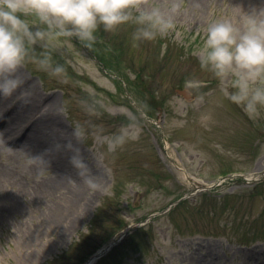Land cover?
Masks as SVG:
<instances>
[{
  "label": "rangeland",
  "instance_id": "374dc122",
  "mask_svg": "<svg viewBox=\"0 0 264 264\" xmlns=\"http://www.w3.org/2000/svg\"><path fill=\"white\" fill-rule=\"evenodd\" d=\"M150 2L170 7L173 0ZM176 2L175 28L152 41H134L138 25L129 22L111 33L101 27L90 48L55 36L29 46L21 88L0 100V264H82L128 226L122 245L97 264H264V178L250 185L223 180L225 171L264 170V108L250 118L226 95L236 90L235 78L221 81L200 62L211 24L242 27L248 14L264 12V0ZM119 47L125 62L116 57ZM45 54L65 72L41 70L37 61ZM177 88L193 99L178 96ZM25 91L40 109L55 97L56 113L44 122L61 123L60 133L50 143L40 140L30 155L20 149L36 115L26 110L23 126L10 130ZM203 115L211 119L202 122ZM133 121L139 138L110 149ZM77 126L84 132L79 143L72 135ZM69 141L95 189L69 163ZM37 155L46 163H30ZM191 180L214 186L192 195ZM181 197L185 202L160 214Z\"/></svg>",
  "mask_w": 264,
  "mask_h": 264
},
{
  "label": "clouds",
  "instance_id": "9594fccd",
  "mask_svg": "<svg viewBox=\"0 0 264 264\" xmlns=\"http://www.w3.org/2000/svg\"><path fill=\"white\" fill-rule=\"evenodd\" d=\"M178 10L176 0L170 7L154 6L150 0H0V97H10L21 88L23 81L18 72L28 58L29 46L46 45L55 36L74 37L90 48L96 43V33L101 27L111 33L129 22L138 25L133 33L134 41H152L175 28ZM200 62L202 68L210 69L221 81L234 77L236 90L226 93L228 99L242 106L250 118L259 117L260 109L264 108V12L248 14L242 27L229 21L211 24ZM37 63L41 70H50L53 76L65 72L62 65L52 66L48 54ZM187 86L193 87V84L189 82ZM28 95L27 91L22 92L21 98L26 99ZM199 102H203V96L199 97ZM210 119L209 115L201 116L202 122ZM140 131L138 125L131 122L118 137L108 142L110 149L127 140H137ZM72 135L79 143L84 132L77 126ZM64 147L72 152L69 163L77 169L84 183L95 189L97 184L88 174L79 148L71 141ZM36 162L46 163L42 155L30 161Z\"/></svg>",
  "mask_w": 264,
  "mask_h": 264
},
{
  "label": "bare ground",
  "instance_id": "6f19581e",
  "mask_svg": "<svg viewBox=\"0 0 264 264\" xmlns=\"http://www.w3.org/2000/svg\"><path fill=\"white\" fill-rule=\"evenodd\" d=\"M33 85L28 84L26 88H28L31 93H35V90L33 88ZM7 97H0V100H3ZM55 104H56V99L55 97H51L47 103L43 105V107L40 109L38 107V102L34 101V103H31L29 98L19 100V105L18 107H23V112L19 109L15 111V113L12 115V118L10 119L11 122H13V125L10 126V130H14L18 128L19 126H23V122L25 120V117L29 114H35V119L33 120L32 128L27 134V137L25 136V140H28V142L23 143L21 146L20 151L30 155L33 154V152L38 151L37 149L31 148L32 146L40 149L41 146H43L40 142V140H43V143H50L51 139L49 138L52 135H55L57 133H60L59 129L61 126L60 121L58 122L59 127H52V123L49 119H47L44 122L45 118H50L55 115ZM28 110V111H26ZM37 136V137H36ZM36 137L35 139H33ZM3 142H9L10 140H2ZM27 145V146H26ZM52 146V145H51ZM50 146V147H51ZM170 157V156H169ZM260 176V173H255L252 175L246 176L248 180H255ZM193 184L198 185V188L202 187V184L192 181Z\"/></svg>",
  "mask_w": 264,
  "mask_h": 264
},
{
  "label": "water",
  "instance_id": "95a60500",
  "mask_svg": "<svg viewBox=\"0 0 264 264\" xmlns=\"http://www.w3.org/2000/svg\"><path fill=\"white\" fill-rule=\"evenodd\" d=\"M177 93H178V94H182V95H184L185 97H188V96H189V94H188L187 92H184V91H180V90H178ZM97 257H99V255H97V256H95L94 258H92V260H94V259L97 258Z\"/></svg>",
  "mask_w": 264,
  "mask_h": 264
}]
</instances>
